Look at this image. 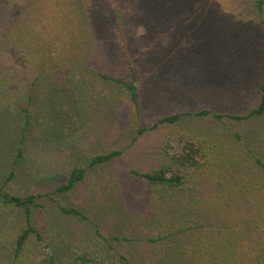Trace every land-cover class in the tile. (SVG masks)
I'll return each instance as SVG.
<instances>
[{
    "label": "rangeland",
    "instance_id": "obj_1",
    "mask_svg": "<svg viewBox=\"0 0 264 264\" xmlns=\"http://www.w3.org/2000/svg\"><path fill=\"white\" fill-rule=\"evenodd\" d=\"M14 1L18 12L15 20L24 3L30 8L37 2ZM73 1L42 2L41 41L31 39L25 63L16 58V77L12 66L0 56V182L13 167L21 146L27 156L18 165L12 191L54 192L64 204L78 205L89 220L62 213L48 198L40 201L44 206L34 209L33 223L46 241L33 239L18 264H55L50 254L57 262L69 264V248L104 245L98 232L110 240H121L115 241L119 248L142 256L147 249L143 243L125 240H149L152 232L159 230L161 225L155 226L153 220L158 204L152 200L151 189L134 180L129 171L149 168L156 161L159 138L144 134L131 144L138 127L151 125L163 115L204 108L244 114L259 103L264 81V10L262 14L256 10L255 0H113L116 7L126 10L120 20L121 36L115 32L119 19L110 0H86L89 4L84 3L80 10ZM84 12L88 14L89 41L86 33L83 38ZM33 15L30 20L35 19ZM130 58L140 75L141 108L137 115L121 85L105 82L87 70L90 65L95 70L125 74ZM32 80L38 103L48 101L51 85L63 88L72 83V99L86 108V117L64 132L55 129L54 114L46 126L34 117L26 128L22 108ZM176 129L211 138L221 161H225L204 183V213L210 214L207 204L215 201L218 193L222 199L240 195L251 206L249 191L245 190L247 196L239 194L228 188L227 182L237 186L231 181L236 175L230 174L232 168L239 169L244 180L259 174L253 153L264 155V116L245 122L186 117ZM69 134L79 138L74 151L64 148ZM178 141V134L171 137L173 145ZM112 149H123V156L104 166L90 167L91 154ZM232 157L233 164L228 166L226 161ZM75 165L89 168L86 181L71 192L56 193L55 188ZM221 182L224 187L219 190ZM8 208H0V264H13L7 257L8 248L21 218ZM237 208L228 212V217L239 223L242 218ZM199 209L197 213L191 210L194 219L174 212L171 222L176 227L196 224ZM218 229L208 227L210 238ZM220 230L226 235L225 228ZM191 238L198 236L190 233L186 240ZM242 245L238 240L232 247L241 251Z\"/></svg>",
    "mask_w": 264,
    "mask_h": 264
},
{
    "label": "trees",
    "instance_id": "obj_2",
    "mask_svg": "<svg viewBox=\"0 0 264 264\" xmlns=\"http://www.w3.org/2000/svg\"><path fill=\"white\" fill-rule=\"evenodd\" d=\"M36 1L32 2L30 8L24 3L23 9L17 17L18 19L15 20V14L18 13L16 12V2L14 0H0V56L7 60L8 65L12 66L15 77L17 76V68L14 64L16 58L21 57L23 59L20 60L21 63H25L27 53L32 49V40L38 39L41 41V37L38 34L41 31L39 28L41 26V16L43 15L42 2L44 0ZM110 1L113 3L119 19L115 23V32L118 36H121L123 31L121 21L126 10L116 7L113 0ZM73 2L74 4L76 3L79 10L84 3L89 4L86 0H74ZM254 7L262 14L264 0H255ZM85 12L83 18H86V22L82 21L85 27L83 38H85L86 33L89 41V21ZM33 14L36 15V20H30ZM123 47L124 42L121 41V49ZM13 51L17 56L12 54ZM23 68L24 72L28 71L26 66ZM87 70L99 76L105 82L121 85L128 95L133 112L136 115L140 112V75L136 64L131 58L126 62L125 74H121L122 72L119 70H114L112 73L100 68L95 70L94 66L90 65L87 66ZM60 87L61 85H51L47 96L48 101L38 103L34 81L29 82L28 99L22 108L26 115V128L31 125L34 117L40 119L39 123H44L46 126L49 122L47 119L52 120L54 114L56 116L54 123H57L55 129L59 127V130L64 132V130L78 126V122L86 117V114H84L86 108L77 105L75 100L72 99L75 94V86L69 83L67 87L66 85L63 88ZM260 91L259 103L244 114L222 113L204 108L196 111L163 115L151 125L139 126L131 144L138 142L140 136L144 134L158 137L159 144L156 146V161L146 169L130 168L129 175L137 182H141L151 189L152 200L154 202L156 200L158 204V211L153 220L155 226L161 225L159 226L160 228H157L159 230L156 232L151 231L154 235L150 236L149 240H125L132 244L136 241L143 243L147 249L142 256L137 252L119 248L115 241L121 242V240H110L102 232H98L103 239L101 241L104 242V245L92 248H84L82 246L69 248V264H264V155L253 153L259 174L252 177V179L244 180L239 169L234 171V168H232L230 170V174L235 172L237 175L232 176L233 179H231L237 186L232 187L231 183L227 182L228 188H235L239 194L244 196L248 195L245 192V190H248L249 195L252 196L251 206L250 204L249 206L246 205V200L239 194H237L239 197H234L232 194L230 197L223 196L222 199L218 193L217 199L207 204L210 214L204 213V206L202 207L204 200L201 197L204 183L215 172L218 173L219 169H222L221 164H225V161H221L219 148L211 138L193 131L185 132L184 130L176 129L186 117L189 119L212 118L217 121L228 119L238 122L261 118L264 116V81L260 84ZM175 134L179 136L178 145H173L171 142V137ZM69 136L70 139L65 142L66 146L64 148L74 151L73 149L78 145L79 138L77 134L75 136L69 134ZM123 151V149H112L109 152L91 154L90 167L104 166L107 163L114 162L123 156ZM26 156L25 149L18 146L14 165L8 169L4 180L0 182V208L9 207L8 209L13 210L21 217L19 220L20 224L8 248L7 257L13 264H18L22 260L28 252L33 239L37 238L42 243L46 241L45 237L35 229L33 223L34 209L44 206L40 201L44 199L46 201V198H48L49 201L57 205L62 213L89 220V217L78 205L70 206L64 204L53 196L54 192L23 194L12 191L11 187L16 178L18 165L26 159ZM232 159L233 157L226 161L228 166L233 164ZM88 171L89 168L86 166L75 165L68 172L63 183L57 186L54 191L56 193L73 191L86 181ZM218 185L219 190L223 189V182L218 183ZM198 207L200 208L198 213L201 216L196 214L198 216L197 218L195 217L196 224L176 227L171 222L173 221V213L177 211L181 215H189L191 219H194L191 210L196 212ZM233 208L239 210L238 213L241 215L242 222L240 220L237 223L228 217V212L230 214ZM214 218L215 221H213ZM209 226L219 227L218 230L212 232L214 233L212 238H210L211 233L208 232ZM220 228L227 230L226 235H222L223 231ZM190 233L197 235L198 239L191 238V240H186ZM238 240L243 244L241 251L238 249L234 250L232 247L234 242ZM247 240H251V242H247ZM50 256L55 264H62L56 261L54 254H50Z\"/></svg>",
    "mask_w": 264,
    "mask_h": 264
}]
</instances>
